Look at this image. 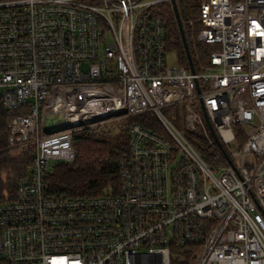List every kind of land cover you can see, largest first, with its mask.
<instances>
[{
	"label": "built area",
	"instance_id": "1",
	"mask_svg": "<svg viewBox=\"0 0 264 264\" xmlns=\"http://www.w3.org/2000/svg\"><path fill=\"white\" fill-rule=\"evenodd\" d=\"M173 2L0 0V103L21 111L8 149L32 159L0 194L6 264H173L184 248L190 264H264V0H199L190 24L215 50L195 72L166 30L161 5ZM148 114L153 129H129L118 193L50 191L54 164L75 159L74 133ZM210 126L224 165L189 140L213 144Z\"/></svg>",
	"mask_w": 264,
	"mask_h": 264
},
{
	"label": "trees",
	"instance_id": "2",
	"mask_svg": "<svg viewBox=\"0 0 264 264\" xmlns=\"http://www.w3.org/2000/svg\"><path fill=\"white\" fill-rule=\"evenodd\" d=\"M199 7V0H181L177 7L188 40L191 59L197 69L209 64L210 56L215 50L214 46L203 45L196 40L202 29L201 23L196 21L194 24H190L192 20L197 19L200 12ZM161 8H163L166 30L176 39L175 48L181 64L188 66L189 61L180 36L174 8L171 4H162ZM19 114L21 111L7 110L0 103V173L5 170L10 171V177L17 175L16 180L14 177L16 182L27 177L32 165L29 152H26L19 161H13L9 157L8 122L12 117ZM135 119L136 122L153 129L154 124L149 123L154 121L151 114ZM235 130L239 134L238 145L242 146L244 138L240 126H236ZM72 138L75 159L72 163L57 164L53 171L48 173L45 184L50 191L54 194L68 196H100L108 190L118 193L120 188L119 164L130 147L127 136L108 139L98 134L96 129H86L74 133ZM189 140L208 164L224 165L227 163L225 148L224 152L216 142L210 144L206 138L197 132L190 135ZM5 187L0 180V190L2 191ZM189 251L187 248L177 251L179 256L175 258L173 264H190L192 257L188 256ZM0 264L6 263L0 260Z\"/></svg>",
	"mask_w": 264,
	"mask_h": 264
},
{
	"label": "rangeland",
	"instance_id": "3",
	"mask_svg": "<svg viewBox=\"0 0 264 264\" xmlns=\"http://www.w3.org/2000/svg\"><path fill=\"white\" fill-rule=\"evenodd\" d=\"M175 56L176 54H170L168 56V62L173 65L176 63L175 60ZM136 122L135 118H111L109 120L100 122V125L98 124V126L96 127V131L98 132V134H101L102 136L106 137V138H117V137H124L127 136V138L129 139V143H130V135H129V129L131 127L132 124H134ZM175 125L177 126L178 129L180 130H184L185 127V123L184 120L181 119L178 122L175 123ZM27 151H21V150H17V149H11L9 150V157L11 160L13 161H19L22 159V156H24V154H26ZM30 155V153L28 154ZM31 158V156H30ZM59 163L54 164V166H56ZM10 171L5 170L2 171L0 173V180L1 182H3V184L6 186V189L9 187L10 189H13L14 186L16 185V177L14 175L9 174ZM15 177V180H14ZM19 181V180H18ZM16 182V183H15ZM3 192V190H0V194Z\"/></svg>",
	"mask_w": 264,
	"mask_h": 264
},
{
	"label": "water",
	"instance_id": "4",
	"mask_svg": "<svg viewBox=\"0 0 264 264\" xmlns=\"http://www.w3.org/2000/svg\"><path fill=\"white\" fill-rule=\"evenodd\" d=\"M177 7H178L177 3L176 2H173L174 12H175L176 19H177V23H178V28H179V31H180V34H181L180 36L182 38V41H183V44H184V47H185V50H186L187 58H188V61H189V66H190V69L192 70V72H195V67L193 65V62H192V59H191V55H190L188 40H187L185 31H184L183 23L181 22L182 20L180 18L179 10H178ZM197 89L199 90V86L198 85H197ZM205 117L208 120V116H207L206 112H205ZM46 121H47L48 124H51L54 121L55 122L56 121L57 122L60 121V119H55L54 120V119H49L48 118V119H46ZM210 131H211V134L213 135V138H214L215 142L217 143V145L220 146L223 149V151H224V148H223V146H222L219 138L217 137V135H216V133H215V131H214V129H213L212 126H210ZM52 132H55V131L52 130V129H49L48 133H52ZM228 160H229V158H228Z\"/></svg>",
	"mask_w": 264,
	"mask_h": 264
},
{
	"label": "bare ground",
	"instance_id": "5",
	"mask_svg": "<svg viewBox=\"0 0 264 264\" xmlns=\"http://www.w3.org/2000/svg\"><path fill=\"white\" fill-rule=\"evenodd\" d=\"M179 121V120H178ZM120 165V164H119Z\"/></svg>",
	"mask_w": 264,
	"mask_h": 264
}]
</instances>
